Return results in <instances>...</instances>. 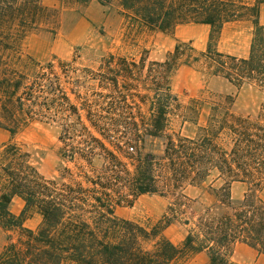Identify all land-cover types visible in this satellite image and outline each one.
Returning a JSON list of instances; mask_svg holds the SVG:
<instances>
[{"label":"trees","instance_id":"obj_1","mask_svg":"<svg viewBox=\"0 0 264 264\" xmlns=\"http://www.w3.org/2000/svg\"><path fill=\"white\" fill-rule=\"evenodd\" d=\"M118 1L135 31L209 24L207 48L178 40L164 61L147 69L146 50L139 61L109 53L98 69L84 68L71 80L75 58L24 57L25 39L46 12L43 0H0V125L13 136L35 121L59 122L62 156L76 163L47 178L22 144L0 145V226L19 230L3 246L0 264H184L202 251L208 264H240L233 259L238 242L264 252V104L256 115H238L236 95L220 94L196 136L167 134L162 153L145 150L149 138L170 127L178 101L171 78L181 64L224 77L238 90L249 84L264 91V0ZM243 18L253 23L249 55L219 50L224 25ZM144 72L151 84H140ZM134 98L153 102L149 122L134 120ZM129 145L135 152L126 151ZM212 172L223 185L198 213L184 190ZM234 182L247 184L240 200L231 196ZM146 193L174 198L153 226L116 215L117 204ZM16 196L25 202L19 215L10 210ZM34 212L42 221L32 229L24 222ZM174 221L188 227L179 243L164 233Z\"/></svg>","mask_w":264,"mask_h":264},{"label":"rangeland","instance_id":"obj_2","mask_svg":"<svg viewBox=\"0 0 264 264\" xmlns=\"http://www.w3.org/2000/svg\"><path fill=\"white\" fill-rule=\"evenodd\" d=\"M47 7L39 25L28 34L24 42V57L30 56L45 62L57 56L61 60L71 62L77 69L71 80L81 74L84 68L98 69L104 63V57L109 53L129 56L140 60L147 51L145 69L152 61H164L167 54L174 50L178 40L191 41L199 51L207 48L211 26L204 23H183L173 31L144 28L143 31L132 30L124 8L118 0L105 4L101 0H43ZM264 4V3H262ZM261 4V5H262ZM225 37H220L219 50L229 51L244 49L250 45L253 23L249 18L227 22ZM222 35V34H221ZM116 65V63H113ZM144 72L140 84H151L152 76ZM130 81V79H126ZM90 82V81H89ZM93 83V82H90ZM71 86V84H68ZM171 86L178 101L173 103L170 115L171 123L167 133L161 137L149 138L146 151L162 153L167 142V134L193 137L199 133V127L207 121L212 101L220 94L236 95L233 110L240 115H256L264 104V91L252 85L245 84L237 89L232 83L221 76H210L188 64H181L171 78ZM86 88H82L85 91ZM145 92V90H142ZM136 110V120L139 123L149 122L150 100L140 98L129 99ZM63 128L57 123L35 121L15 135L0 125V145L14 140L22 144L32 155V160L42 175L56 179L64 172L65 167L75 168L76 163L63 157L61 149L64 146ZM128 153L135 152L131 145ZM103 160L97 157L95 164L101 166ZM217 173L212 172L205 180L188 185L184 193L191 199L195 211L202 212L215 202L214 188L223 185L217 180ZM247 184L234 182L231 186V196L234 200L244 197ZM174 198L158 194H141L133 202H121L115 206V213L120 218L137 222L144 226H153L166 213L168 205ZM25 207L23 199H14L10 210L19 215ZM42 221V215L34 212L26 218V227L35 229ZM187 225L174 221L165 230L167 237L176 243L181 242L187 234ZM18 229L5 230L0 226V252L9 238L17 239ZM202 258L195 254L184 264H208L209 255ZM233 259L240 264H264V252L244 242L234 246ZM67 264V263H65Z\"/></svg>","mask_w":264,"mask_h":264},{"label":"crops","instance_id":"obj_3","mask_svg":"<svg viewBox=\"0 0 264 264\" xmlns=\"http://www.w3.org/2000/svg\"><path fill=\"white\" fill-rule=\"evenodd\" d=\"M260 22L264 24V4H262L260 6ZM225 30H226V28L224 27L221 37H225V35L227 34V33H225ZM249 50H250V45L248 47L244 46V49H242L241 51H238V50H233L232 51L231 50L228 53H231V54H234V55H238L240 57H247L249 55ZM17 198L22 199L21 197H18V196L14 197V199H17ZM205 253H206L205 251H202V252H199L198 255H200V257H202V258L203 257L205 258L206 257Z\"/></svg>","mask_w":264,"mask_h":264}]
</instances>
